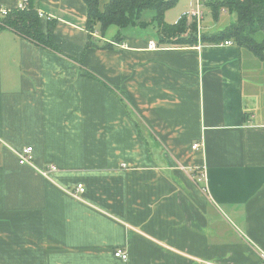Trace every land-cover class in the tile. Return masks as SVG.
Segmentation results:
<instances>
[{"label":"crops","instance_id":"0c3cea01","mask_svg":"<svg viewBox=\"0 0 264 264\" xmlns=\"http://www.w3.org/2000/svg\"><path fill=\"white\" fill-rule=\"evenodd\" d=\"M37 2L56 50L0 15V264H258L264 59L236 43L163 44L150 24L91 37L85 0ZM233 16L202 22L219 31Z\"/></svg>","mask_w":264,"mask_h":264},{"label":"trees","instance_id":"16d2710c","mask_svg":"<svg viewBox=\"0 0 264 264\" xmlns=\"http://www.w3.org/2000/svg\"><path fill=\"white\" fill-rule=\"evenodd\" d=\"M178 0H85L87 4V22L90 36L96 30L104 35L109 26L120 28L115 42L120 41L121 31L129 26L138 25L147 27L153 24L156 27L158 41L181 46H193L199 42L216 43L232 41L241 48L252 52L260 59H264V0H202L208 7L212 17L216 20L225 10L235 15V21L219 32H206L198 34L196 19L188 20V15L183 14L176 23L170 24L164 19L165 10L174 6ZM25 9L11 10L2 17L3 26H7L19 34L42 44L49 49H55L51 33L53 22H49L48 34L41 30V24L37 0H28ZM2 5L0 3V11ZM153 9L155 13L152 21L142 20L145 10ZM89 45L107 48L113 46V42L96 43L93 39ZM158 43V44H160ZM89 76V72H86Z\"/></svg>","mask_w":264,"mask_h":264},{"label":"built area","instance_id":"2783aa9c","mask_svg":"<svg viewBox=\"0 0 264 264\" xmlns=\"http://www.w3.org/2000/svg\"><path fill=\"white\" fill-rule=\"evenodd\" d=\"M19 3L20 4H19L18 9L20 10V9H25L28 6L29 2H28V0H21V2H19ZM9 11L10 10L8 8L1 9L0 15L5 16L6 14H8ZM187 15L189 18L193 17V18L197 19L199 22H201V20L204 18L205 11L202 10V4H201L200 0H198V2H197V7L191 9V11L187 13ZM224 43L225 44H232L233 42L228 40V41H225ZM148 47H149V49L150 48H152V49L158 48L159 44L154 40H149ZM1 142L2 141L0 139V144H1ZM201 145H202L201 143L196 142V144L193 145V149L199 148V147H201ZM16 154L18 156V160H19V163L21 165H25L26 163H32L33 162V160H32L33 159V146H26L22 149H17ZM56 169H57V167H56V165H54L48 169H42L41 172L43 174L48 175L51 172H54V170H56ZM205 177H206V172L204 170H202V172H200L198 175V180L202 181L205 179ZM77 187H78L77 191L79 193H83V191L85 190V187L82 184H78ZM114 256L121 258L124 261H127L129 258L127 253L122 248L116 249L114 251ZM207 264H211V263H207ZM258 264H264V251H261V260Z\"/></svg>","mask_w":264,"mask_h":264},{"label":"rangeland","instance_id":"374dc122","mask_svg":"<svg viewBox=\"0 0 264 264\" xmlns=\"http://www.w3.org/2000/svg\"><path fill=\"white\" fill-rule=\"evenodd\" d=\"M197 2H198V0H178L177 1V3L174 5V6H172V7H170V8H168V9H166L164 12H165V14H164V19L166 20V21H170V20H174L175 19V17H177V15H178V13H180V12H183V11H185V10H189V8H191V4H193V7L194 8H196L197 7ZM202 10L203 11H205V16H204V18L201 20V22H199L197 19H196V22H197V25H198V34L200 35V33H206V32H211V33H214V32H219V31H221L222 29H224V28H222L221 30H219V31H210V30H205L206 29V26L207 25H205L202 21L205 19V21L206 20H214L215 21V23L216 22H218L219 21V19L218 20H216V19H214L213 17H212V14H211V12H209L208 11V7L207 6H202ZM190 12V11H189ZM155 13L156 12H154V10L153 9H148V10H145L144 12H143V14H142V20L143 21H146V22H149V21H152V19H153V17H154V15H155ZM185 12H183V14H184ZM224 15L222 16V18H220V21L218 22V23H216V25H217V27H221V26H225V24H226V22H227V17L228 16H230V14L228 15H226V13L224 12L223 13ZM235 17V15L233 16V18ZM192 19H194L193 17L192 18H188V20H189V22L192 20ZM154 25L153 24H150L149 26H148V28H146V31H147V33H150L153 37H157L156 35H155V32H154ZM226 28V27H225ZM119 29L120 28H118L117 26H115V25H111V26H109L108 27V29H107V34H111L114 30L115 31H119ZM125 31H132V32H136V31H140V30H143V29H141L140 27H137V26H129V27H127L126 29H124Z\"/></svg>","mask_w":264,"mask_h":264}]
</instances>
